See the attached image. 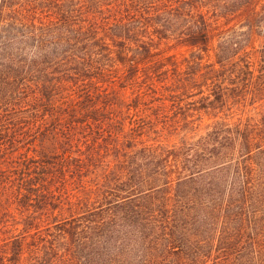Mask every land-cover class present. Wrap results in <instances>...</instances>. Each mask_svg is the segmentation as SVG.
<instances>
[{
    "label": "trees",
    "instance_id": "1",
    "mask_svg": "<svg viewBox=\"0 0 264 264\" xmlns=\"http://www.w3.org/2000/svg\"><path fill=\"white\" fill-rule=\"evenodd\" d=\"M7 80L0 264H264V0H0Z\"/></svg>",
    "mask_w": 264,
    "mask_h": 264
},
{
    "label": "rangeland",
    "instance_id": "2",
    "mask_svg": "<svg viewBox=\"0 0 264 264\" xmlns=\"http://www.w3.org/2000/svg\"><path fill=\"white\" fill-rule=\"evenodd\" d=\"M14 81H4V83H0V89H2L3 94H6V101H11V90H13L16 86L15 83H13ZM249 113L247 114L248 117H256V111L252 110L251 108L248 109ZM12 111H8L7 115H11ZM207 123V122H206Z\"/></svg>",
    "mask_w": 264,
    "mask_h": 264
}]
</instances>
